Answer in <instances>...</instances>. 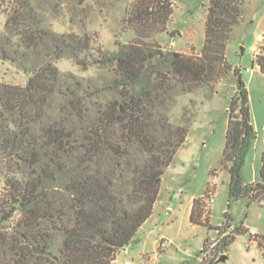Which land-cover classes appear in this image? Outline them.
Returning <instances> with one entry per match:
<instances>
[{
    "label": "trees",
    "instance_id": "16d2710c",
    "mask_svg": "<svg viewBox=\"0 0 264 264\" xmlns=\"http://www.w3.org/2000/svg\"><path fill=\"white\" fill-rule=\"evenodd\" d=\"M244 1L209 0L204 43L197 55L162 52L141 39L122 45L112 58L118 77L112 84L115 94L98 102L94 113L86 101L90 84L56 66L62 58L81 67L99 62L93 39L58 33L36 22L15 24V18H9L5 41H0L1 58L16 61L8 54V46L14 45L11 36L18 37L14 46L23 50L21 58H15L22 59L27 51L36 56L24 86L0 82V159L17 167L5 180L2 218L19 215L12 233L0 232V254L11 255L6 264H113L151 215L165 168L186 140L187 126L169 119L174 99L226 74L225 47ZM20 2L27 19L37 20L39 6ZM172 11L173 0H133L130 17L162 32ZM153 59L159 61V69L150 78ZM256 61L264 73V61L260 56ZM236 79L227 109L222 166L229 175L232 200L260 202L264 147L259 180L244 182L242 169L256 132L247 89L238 73ZM224 216L225 221L214 227L217 235L233 227L227 211ZM203 217L201 196L192 200L189 220L208 225ZM246 231L234 226L222 238V249L226 252L235 235ZM262 241L258 245L264 257V236Z\"/></svg>",
    "mask_w": 264,
    "mask_h": 264
},
{
    "label": "rangeland",
    "instance_id": "374dc122",
    "mask_svg": "<svg viewBox=\"0 0 264 264\" xmlns=\"http://www.w3.org/2000/svg\"><path fill=\"white\" fill-rule=\"evenodd\" d=\"M33 4L37 20L31 22L21 6ZM133 0H0V41L4 42V24L10 17L15 24L34 26L50 25L58 33H77L93 39V54L99 62L86 67L68 59H58L57 68L62 73H72L79 80L90 84L87 105L91 112L97 103L114 96L112 84L117 78L114 54L122 45L136 39L154 46L162 52H179L197 55L204 43L206 7L209 0H173V11L166 29L158 32L143 27L131 18ZM241 17L232 26L225 47L224 63L227 72L219 81L190 93L179 94L169 110V119L176 125L187 126L185 142L176 150L162 175L157 199L149 218L140 226L133 239L116 254V262L126 260L133 264H202V246L206 239L217 236L215 226L225 221L227 211L234 226L254 229L259 242L264 236V204L242 198L232 200L228 195V172L222 166V151L228 121V104L237 89L236 73L241 76L248 92L251 121L256 138L248 149L242 169L244 182L259 180L260 155L264 147V73L260 71L256 57L264 61V0H245L241 5ZM11 23V25H14ZM35 24V25H36ZM263 32V33H262ZM262 33V34H261ZM10 36L12 35L9 33ZM148 36V37H147ZM261 36V38H259ZM15 45L18 37L11 36ZM8 46L11 59H2L0 53V82L24 86L32 73L31 63L35 53ZM241 47L243 51H241ZM14 51L18 53L15 55ZM257 53V54H256ZM105 57L103 58V56ZM18 56L19 58H15ZM151 77L159 69V61L153 59ZM238 70L235 72V69ZM13 162L0 159V232H13L12 225L18 218L15 213L5 221V180L14 175ZM210 184H215L214 202L208 218L201 224H192L189 209L193 197L204 196ZM229 203V206L227 204ZM160 237L171 240L169 247L157 249ZM249 235H235L227 247L226 258L218 257L212 264H264L262 249L258 244L248 247ZM10 253L0 254V264L8 263Z\"/></svg>",
    "mask_w": 264,
    "mask_h": 264
},
{
    "label": "built area",
    "instance_id": "2783aa9c",
    "mask_svg": "<svg viewBox=\"0 0 264 264\" xmlns=\"http://www.w3.org/2000/svg\"><path fill=\"white\" fill-rule=\"evenodd\" d=\"M261 38V36H259ZM257 54V53H256ZM214 190L215 184H210L206 190V193L203 196V213L204 217H209L210 214V206L214 202ZM264 204V200L260 201ZM233 227H230L225 232L220 235H217L215 239L208 240L203 252L202 264H210L213 262L217 257L219 258L222 254H225V251L222 249V238L228 235ZM247 230V229H246ZM249 235V240L247 246L250 247L253 244L259 243V235L254 229H250L246 231ZM233 236L234 234H231ZM171 244V240L165 237H160L157 249H165L169 247ZM124 264H133L131 261L126 260Z\"/></svg>",
    "mask_w": 264,
    "mask_h": 264
},
{
    "label": "crops",
    "instance_id": "0c3cea01",
    "mask_svg": "<svg viewBox=\"0 0 264 264\" xmlns=\"http://www.w3.org/2000/svg\"><path fill=\"white\" fill-rule=\"evenodd\" d=\"M263 33V32H262ZM261 33V34H262ZM194 198H197V197H193L192 198V200L194 199ZM191 207H192V201H191V204H190V209H189V214H190V211H191ZM141 228V227H140ZM158 242H159V239L157 240V242H156V245L158 246ZM115 262H116V260H115Z\"/></svg>",
    "mask_w": 264,
    "mask_h": 264
},
{
    "label": "water",
    "instance_id": "95a60500",
    "mask_svg": "<svg viewBox=\"0 0 264 264\" xmlns=\"http://www.w3.org/2000/svg\"><path fill=\"white\" fill-rule=\"evenodd\" d=\"M241 51H243V48L242 47H241ZM225 258H226V255H222V256L219 257L220 260H223Z\"/></svg>",
    "mask_w": 264,
    "mask_h": 264
}]
</instances>
